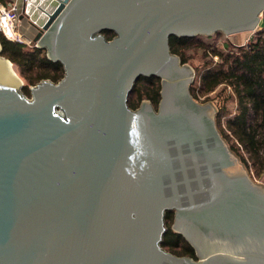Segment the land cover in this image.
Returning a JSON list of instances; mask_svg holds the SVG:
<instances>
[{
  "label": "water",
  "instance_id": "water-1",
  "mask_svg": "<svg viewBox=\"0 0 264 264\" xmlns=\"http://www.w3.org/2000/svg\"><path fill=\"white\" fill-rule=\"evenodd\" d=\"M29 1L21 18L64 75L29 97L0 42V264H264V181L170 43L253 34L264 0ZM153 75L158 108H132ZM170 210L197 258L163 246Z\"/></svg>",
  "mask_w": 264,
  "mask_h": 264
},
{
  "label": "trees",
  "instance_id": "trees-1",
  "mask_svg": "<svg viewBox=\"0 0 264 264\" xmlns=\"http://www.w3.org/2000/svg\"><path fill=\"white\" fill-rule=\"evenodd\" d=\"M111 39L115 33L105 30ZM222 32L195 37L171 36L172 51L183 62L197 58L194 65L196 77L191 85L195 98L205 96V100L223 96L230 88L228 97L236 100V111L225 123L222 118L228 114V97L219 105L218 124L232 148L249 166L250 161L264 170V27H259L245 44L221 45L217 38ZM2 54L10 59L14 70L27 84L23 90L30 94V86L42 79L59 81L64 75L60 61H53L46 50L38 46L12 41L0 33ZM221 88L218 92L217 90ZM215 96L211 94L216 92ZM143 99H150L158 108L161 99V78L141 76L129 97L132 108L139 107ZM174 211L166 213L167 231L163 246L177 255L197 258L195 248L179 232L172 228Z\"/></svg>",
  "mask_w": 264,
  "mask_h": 264
},
{
  "label": "rangeland",
  "instance_id": "rangeland-1",
  "mask_svg": "<svg viewBox=\"0 0 264 264\" xmlns=\"http://www.w3.org/2000/svg\"><path fill=\"white\" fill-rule=\"evenodd\" d=\"M8 1H11V0H8ZM6 2V0L4 1ZM30 19L29 18H24L22 20H20L18 22V29L24 33L25 35L29 36L30 38L34 39L35 36H32L29 31H28V26H30V30L35 32L34 30V26L32 25V22L29 21ZM31 24V25H30ZM230 36H227L225 34H221L219 35L217 38H214L212 39L211 41H214V40H217L218 43H220L221 45H224V46H229L230 42L231 41L229 39ZM235 43L234 41H231V43ZM246 43V42H245ZM244 43V44H245ZM31 46H35L34 44H32ZM189 63H191V65L194 67L195 64H197L199 62V60L197 58H193L191 59L190 61H188ZM20 76V75H19ZM23 80V83L24 85L27 84L26 80L25 79H22ZM221 90V88H219L217 91L219 92ZM214 92L212 93L211 95L212 96H215V94L217 93ZM230 88L226 91V93L223 95V96H216V98H212L213 101L216 103V105L218 106L219 108V105L221 104V102L223 101V99L225 97H228V95L230 94ZM29 97L31 96L30 94H27ZM198 100H201V101H205V96H201ZM227 107L229 109V112L228 114H226L224 116V118H222V121L223 123H225L226 119L229 117V116H232L235 111H236V107H237V103H236V100L233 99V98H229L228 97V102H227ZM252 175L254 176V178L256 180H263L264 181V170L263 171H260V168L259 166L253 164L251 161H250V165L248 166Z\"/></svg>",
  "mask_w": 264,
  "mask_h": 264
},
{
  "label": "built area",
  "instance_id": "built-area-1",
  "mask_svg": "<svg viewBox=\"0 0 264 264\" xmlns=\"http://www.w3.org/2000/svg\"><path fill=\"white\" fill-rule=\"evenodd\" d=\"M0 0V33L4 34L8 39L25 43L28 45L37 43L34 39L25 35L18 29V22L21 20L22 11L19 10V3L17 1ZM25 6L30 3L29 0H23ZM264 18V12L261 14V19ZM259 27H264L260 25Z\"/></svg>",
  "mask_w": 264,
  "mask_h": 264
},
{
  "label": "crops",
  "instance_id": "crops-1",
  "mask_svg": "<svg viewBox=\"0 0 264 264\" xmlns=\"http://www.w3.org/2000/svg\"><path fill=\"white\" fill-rule=\"evenodd\" d=\"M6 1H7V0H6ZM11 1H12V2L17 1V2L19 3V10H20V12L22 11V13H23V7H24V5H23V3H22L23 0H11ZM22 19H24V18H21V20H22ZM30 25H31V24H30ZM261 25H264V18L261 19ZM28 27H29V28H28L29 33H30L32 36H35L36 33H37V29L34 27L35 32H33V31L30 30V26H28ZM251 36H252V33H237V34L231 35V36L229 37V39H230L231 41H234V42H235L234 44H236V45H241V44H244L245 42L247 43V41L250 40Z\"/></svg>",
  "mask_w": 264,
  "mask_h": 264
},
{
  "label": "bare ground",
  "instance_id": "bare-ground-1",
  "mask_svg": "<svg viewBox=\"0 0 264 264\" xmlns=\"http://www.w3.org/2000/svg\"><path fill=\"white\" fill-rule=\"evenodd\" d=\"M8 65H9L10 70L14 71V72L17 74V72L14 70L12 64L8 62ZM12 71H11V72H12ZM17 75H18V74H17ZM18 76H19V75H18ZM19 77H20V76H19Z\"/></svg>",
  "mask_w": 264,
  "mask_h": 264
}]
</instances>
